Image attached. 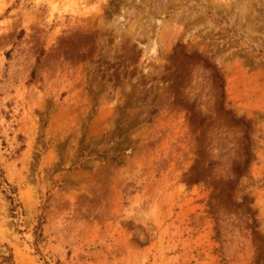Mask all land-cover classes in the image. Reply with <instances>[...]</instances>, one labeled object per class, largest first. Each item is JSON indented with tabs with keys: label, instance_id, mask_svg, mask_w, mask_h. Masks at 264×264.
<instances>
[{
	"label": "rangeland",
	"instance_id": "rangeland-1",
	"mask_svg": "<svg viewBox=\"0 0 264 264\" xmlns=\"http://www.w3.org/2000/svg\"><path fill=\"white\" fill-rule=\"evenodd\" d=\"M0 264H264V0H0Z\"/></svg>",
	"mask_w": 264,
	"mask_h": 264
}]
</instances>
